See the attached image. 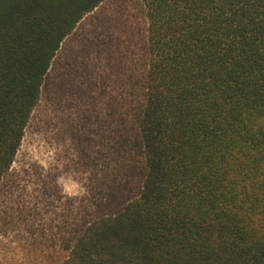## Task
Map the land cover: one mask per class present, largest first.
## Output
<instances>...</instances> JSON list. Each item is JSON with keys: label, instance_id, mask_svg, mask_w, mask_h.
I'll return each mask as SVG.
<instances>
[{"label": "trees", "instance_id": "obj_1", "mask_svg": "<svg viewBox=\"0 0 264 264\" xmlns=\"http://www.w3.org/2000/svg\"><path fill=\"white\" fill-rule=\"evenodd\" d=\"M103 1L0 0V184L57 51ZM142 1L148 67L108 126L107 201L63 222L52 264H264V0Z\"/></svg>", "mask_w": 264, "mask_h": 264}, {"label": "rangeland", "instance_id": "obj_2", "mask_svg": "<svg viewBox=\"0 0 264 264\" xmlns=\"http://www.w3.org/2000/svg\"><path fill=\"white\" fill-rule=\"evenodd\" d=\"M147 27L142 0H104L61 44L0 184V264H52L63 222L73 231L94 203L107 201L108 126L138 104Z\"/></svg>", "mask_w": 264, "mask_h": 264}]
</instances>
